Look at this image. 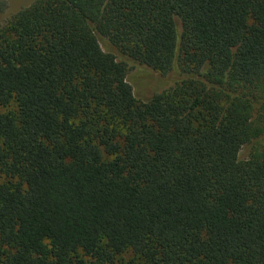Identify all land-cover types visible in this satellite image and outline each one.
Returning a JSON list of instances; mask_svg holds the SVG:
<instances>
[{"label": "trees", "instance_id": "1", "mask_svg": "<svg viewBox=\"0 0 264 264\" xmlns=\"http://www.w3.org/2000/svg\"><path fill=\"white\" fill-rule=\"evenodd\" d=\"M0 264H264V0H32L0 24Z\"/></svg>", "mask_w": 264, "mask_h": 264}, {"label": "rangeland", "instance_id": "2", "mask_svg": "<svg viewBox=\"0 0 264 264\" xmlns=\"http://www.w3.org/2000/svg\"><path fill=\"white\" fill-rule=\"evenodd\" d=\"M5 3V7L3 10H0V24L3 25L13 16L18 10L21 8L29 5L32 0H2ZM100 46L103 51L111 52L116 56L118 61H122L127 66V73H126V81L131 85L132 91L134 96L139 100H148L154 93L157 91L161 84L156 79L155 75H152L150 72L147 71H139L136 68L129 58L124 55L118 53L110 44L109 42L100 37L99 39ZM13 109V104L9 107ZM8 110V109H7ZM242 156L245 155L248 151V147L242 149ZM131 254H125L119 256L118 262H123L127 258L130 257Z\"/></svg>", "mask_w": 264, "mask_h": 264}]
</instances>
